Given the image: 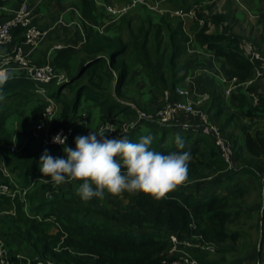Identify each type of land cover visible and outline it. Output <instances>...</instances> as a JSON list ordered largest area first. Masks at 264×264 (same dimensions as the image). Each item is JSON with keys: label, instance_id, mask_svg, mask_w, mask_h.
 I'll list each match as a JSON object with an SVG mask.
<instances>
[{"label": "trees", "instance_id": "trees-1", "mask_svg": "<svg viewBox=\"0 0 264 264\" xmlns=\"http://www.w3.org/2000/svg\"><path fill=\"white\" fill-rule=\"evenodd\" d=\"M198 1L166 0L172 9L184 12L191 11L189 8ZM80 13L85 29L82 45L78 49L63 47L49 60L55 70L66 73L68 80L56 86L53 83L47 85L48 96L53 100L60 99L62 90L72 86L71 95L62 97L60 114L53 128L72 126L81 121L78 111L84 101L104 110L101 121L138 118L139 113L148 114L146 105L142 104V95L149 92L154 97H162L165 91L185 84L189 71L184 58L189 36L183 20L140 6L116 19L117 34L111 36L100 29V17L96 15L92 0H81ZM194 14L204 22L200 28L193 20L189 28L196 45L222 60L230 78H235L238 84L252 83L255 66L243 52L239 38L228 34L226 29L219 31L223 16L208 20L198 11ZM12 35L13 38L21 36L23 41L21 29L16 28ZM190 45L194 47L192 43ZM132 74L143 84L144 91H138L137 97L133 94L136 91L129 88ZM12 77L0 86V137L7 135L5 124L9 118H26L27 122L36 123L45 107L35 93L36 86L32 81L23 75ZM204 91L209 96L204 104L205 111L232 144L235 158L241 159L242 148L249 154V159H241L243 167L226 171L224 161L208 136L182 130L178 133L184 142L181 149L176 144L177 134L171 133L170 128L141 120L146 127L144 132L136 127L120 137L139 142L141 136L151 135L150 150L162 154L189 152L187 185L178 187L161 200L143 193L124 192L113 196L105 192L106 200L115 203V207L109 208L105 198L84 201L77 194L81 181L66 179L57 185L40 171V158L46 150L53 158L67 159L66 146L42 148L30 141L25 143L22 153L10 154L7 138L0 148L3 154L7 150L8 172L19 189L26 191L32 217L26 215L24 203L18 197L0 196V224L5 223L4 218H9L10 223L6 235L18 238L34 255L50 258L55 264H173L179 257L178 253L170 251V236L179 239L200 235L205 242L235 244L246 234L229 229L241 215L240 210L232 212L230 203L236 194L243 195L245 188L240 186L219 194L205 190L203 185L216 173L221 175L223 183L231 182L239 175H249L259 180L264 195V128L251 133L243 124L239 130L243 136L239 146L230 131L231 126L236 127L238 116L249 123L264 119V96H258V103L254 105L250 96L252 88L233 90L225 96L223 85L214 81L207 82ZM171 99L177 98L173 95ZM31 104L35 106L27 110V114L25 109ZM24 133L27 134L25 130ZM75 138L68 148L75 150ZM4 182L9 183L0 178V183ZM65 184L75 189L63 190ZM36 187L39 189L35 191ZM39 192L51 193L50 199L43 201L37 195ZM11 209H14L13 214ZM6 211L8 216L1 217ZM259 219L263 222L264 209L259 211ZM263 242L261 232L259 244ZM257 255L254 264H262L260 251ZM194 256L199 264H244L240 260H209L197 252Z\"/></svg>", "mask_w": 264, "mask_h": 264}, {"label": "rangeland", "instance_id": "rangeland-1", "mask_svg": "<svg viewBox=\"0 0 264 264\" xmlns=\"http://www.w3.org/2000/svg\"><path fill=\"white\" fill-rule=\"evenodd\" d=\"M161 8L167 11L165 13H169L170 11L174 10L167 2L165 6H161ZM189 9L192 12L198 11L202 16H204V18L208 20H210V18L215 16H223L224 22L220 25L219 31H221L222 29L223 30L226 29V32H228V34L238 37L239 44L240 45L242 44L243 52L245 53V55H246V50L244 46L253 45L258 49V51L264 57V0H238V1L199 0ZM191 23L192 20L185 19L186 28H188L191 25ZM191 38H192L191 39L192 46L194 47L193 48L191 47L190 40L187 41L186 45L189 44V46H187V53L184 58L186 61L185 65L187 66L189 72L187 73V79L185 81V84L179 86L188 89V87L190 88L193 85L194 90L197 93L202 94L205 93L204 91L205 84L207 82L214 81L218 84L223 85V90L225 91L230 84L227 82H223V80L224 79L226 81L229 80L230 75L225 69L223 70L220 67L217 59H215L210 53L205 52L204 48L196 45L197 41L196 39L194 41V36H192ZM259 73L260 75L258 77H255L252 83H248L246 85H241L238 83L235 84V90L240 88L250 87L252 88V93L250 95L251 98L252 95H255V97L264 96V67H259ZM130 80H132L131 82L132 85L131 84L130 85L136 91L133 94H135V97H137L138 91L139 92L144 91L142 81L141 79L136 78V76L133 74L132 77H130ZM53 84L55 86L58 85L55 82H53ZM71 89L72 86L71 87L68 86L67 88H64L62 90V97L68 98L71 95ZM62 97L60 99L54 100L57 106V112L52 120L51 123L52 127H54V122L58 119V116L60 114L61 100L63 99ZM40 98L43 100L46 106V102L44 101V99L42 97ZM141 100H142V104L146 105L147 110H150L148 111L149 115L150 114L153 115L154 112L164 104L163 96L154 97L149 92H147V94L145 95H142ZM29 106L33 107L35 106V104L28 105L25 110H30L29 108L31 107ZM96 108L98 107L86 101L82 103L78 112L80 113V116L85 115L89 123L88 126L85 128L84 126H86L87 124L79 125L80 120L76 123L74 128L75 135L72 136L68 145L73 141L74 137L87 136L91 131L97 133L106 132L104 126L107 123H113L117 127V130H115L114 133H106L108 138H117L120 136H124L129 132L130 129L136 127H139L142 132H144L146 129V127L143 124H141L142 123L141 120L138 121L139 119L137 118V116L124 118V119L115 118L112 121H101L100 117L104 111L102 110L98 111ZM199 110L201 112H206L205 105L202 106ZM19 121H20L19 123L22 124V127L19 130H17V133L18 132L20 133L21 141L19 143L17 141H14L17 142L15 144L19 149V152L17 153L10 152L9 146H11V144L13 143L10 141V143L6 145L10 154H20V152L22 153V148L24 147L25 143L27 144V142L31 141V143L35 145L39 144L38 142L33 141L30 136L33 126L38 121L36 123H31V122H27L26 118L24 119L20 118ZM151 123L157 125L154 122ZM243 124L247 128H249V132L253 133L257 129L262 130L264 128V119L254 120L253 122L249 123L247 119L244 120L242 117L238 116L235 121L236 127L233 126L230 128V131L232 132L231 134H233V136L237 139V146H239L240 142L242 143L243 136L241 132H239V130ZM198 125L199 124L195 118H190L187 116H179L176 119L175 123L167 127L171 129V133L178 134L182 132L181 128H196ZM148 129L150 130V125L148 126ZM23 130H25L27 134L24 133L25 135H23ZM184 131L185 130H183V132ZM240 152H241L240 153L241 159L244 158L245 160H247L250 158L249 154L245 151V149L242 148ZM3 153L4 152H2L0 148V168H5L7 171H9L5 159L7 150L5 151V154ZM241 159L234 157L233 169H238L241 165L243 167L244 163L241 162ZM9 175L12 182L11 183L12 187L14 190H16V196L14 198L18 197L24 203V212L26 213V215H28V217L30 216L32 217L31 204L28 203L25 196L26 191L24 190L21 191L19 187L15 184L14 177L10 173ZM221 179H222L221 175L216 173L212 175L209 179H207L203 186L205 190H208L209 192L214 191L215 193H219V194L229 193L240 186L245 188V192L243 193V195L236 194L235 198L230 203V209L232 210V212H236L240 210L241 215H240V219H238L234 224L229 226V229L238 230L243 234L245 233L246 236L243 235L241 238H239V240L235 244L231 242H226L223 245H219V244H213L207 242L214 246V251L213 252L198 251L197 255H201V257L207 258L209 260H224L228 262L234 260H240L244 264H254L258 256L257 253L258 251H260L262 257V264H264V242L263 244L261 243L259 244L261 232H263L264 234V220L263 222H260L259 219V211H261L263 206L264 195H262V191L259 187V180H256L249 175L247 176L239 175L233 181L225 182V183H223ZM33 186L34 185H32L31 187ZM38 189L39 187L34 188L35 191ZM62 189L73 190L75 189V187H71L69 184H65L62 185ZM50 194L51 193L39 192L37 195H40V198L43 199V201H48L50 199ZM104 200L106 201L107 206L109 208H111V206L115 207V203L111 202L110 200H106V198ZM11 211H12L11 214H13L14 209H11ZM8 214L6 211L4 212V214L1 215V217L2 216L4 217L6 215L8 216ZM8 219L9 218L6 219L4 218L5 223L0 224V241L4 242L10 257H15L17 255L23 257H29V258L37 257L52 262L50 258H47L45 256L34 255L28 249L25 243L19 240L18 238L9 237L8 235H6L9 231L8 229L10 224ZM6 225L7 227H5ZM219 247L221 249H219ZM223 251L225 252L227 251V252L222 253Z\"/></svg>", "mask_w": 264, "mask_h": 264}, {"label": "built area", "instance_id": "built-area-1", "mask_svg": "<svg viewBox=\"0 0 264 264\" xmlns=\"http://www.w3.org/2000/svg\"><path fill=\"white\" fill-rule=\"evenodd\" d=\"M10 0H0V6L7 3ZM166 0H128L119 8L107 7L106 13L113 20L128 14L130 11L137 7L144 6L147 9L157 12L165 13L166 10L161 8V4ZM238 1V0H235ZM171 17L179 18L185 21V19L194 20L197 22L198 27L203 26V20L197 19L194 12H184L182 10H172L169 12ZM19 28L22 30V43L11 53L1 55L0 54V71L12 70L13 68L18 71L27 80L32 81L35 86V93L42 97L46 102V106L41 114L40 120L33 126L30 136L35 142H38L42 148H50L54 146H67L70 139L73 136L75 125L67 127L53 128L51 123L57 112V106L52 98L47 94L46 86L55 82L56 84L64 83L68 80L64 71H57L49 63H45L41 66H36L32 61V54L40 46L47 35L46 30L38 28L34 23L33 11L29 6L28 0H19L17 9L14 11L13 16L0 22V51L8 45L12 39V32ZM189 46V44H187ZM243 49L242 44L240 45ZM246 56L248 60L255 66V77L260 75L259 67H264V57L253 45H245ZM55 50H60L63 47L55 46ZM229 87L224 91L225 96H228L230 92L235 88L237 80L232 78L228 81ZM251 83V82H249ZM175 96L177 99L172 100L171 97ZM164 104L154 112V114L139 113V120H148L155 122L160 126H169L176 122L179 116H187L195 118L198 122L196 128H185L184 130H190L195 133H200L211 138L213 144L217 148L221 159L226 165V171L233 170L234 167V150L232 144L227 140L225 135L220 130V127L215 124L210 116L206 112H201L199 109L209 100L208 94H199L194 90V86L188 87V89L176 86L173 90H167L163 93ZM253 104L258 103V98L252 95ZM80 124L86 125L87 118L82 116ZM106 132L114 133L117 127L113 123H107L104 126ZM60 134L61 137H66L64 144L55 143L53 138ZM10 152L17 153L19 149L15 144L9 146ZM0 178L6 179L9 183H0V196H7L14 198L16 196V190H14L10 183L9 172L5 168H0ZM184 184L180 187L186 186ZM172 243L171 253H178L179 259L173 264H199L197 258L194 256L195 252L206 251L213 252L214 246L204 241L200 235H192L191 237L185 236L184 238H177L170 236ZM0 264H55L54 262L40 259L37 257L29 258L23 256L10 257L5 247L4 242L0 241Z\"/></svg>", "mask_w": 264, "mask_h": 264}, {"label": "clouds", "instance_id": "clouds-1", "mask_svg": "<svg viewBox=\"0 0 264 264\" xmlns=\"http://www.w3.org/2000/svg\"><path fill=\"white\" fill-rule=\"evenodd\" d=\"M13 70L0 71V86L12 77ZM108 132H93L75 138V150L65 147L67 159L41 156L40 171L57 184L66 179L81 181L77 194L84 201L103 199L105 192L119 196L124 192L143 193L156 200L186 184L191 160L189 152L162 154L150 150L153 137L141 136L139 142L126 137L108 138ZM66 137L57 134L55 143L64 144ZM178 148L184 147L176 135Z\"/></svg>", "mask_w": 264, "mask_h": 264}, {"label": "crops", "instance_id": "crops-1", "mask_svg": "<svg viewBox=\"0 0 264 264\" xmlns=\"http://www.w3.org/2000/svg\"><path fill=\"white\" fill-rule=\"evenodd\" d=\"M127 2L128 0H92L93 6L96 9V15L100 17L101 26L100 25L99 26L100 29L103 30V32L111 36L117 34L116 23L118 21L116 19L113 20L110 16H108V14L106 13V8L107 7L119 8ZM28 3L33 11L34 23L38 26V28L47 31V35L45 39L32 54L31 59L33 61V64H35L36 66H41L38 64L49 62V60L52 59L54 53L57 51L54 48L55 46H61V47L71 46L75 49H78L82 45L85 29L83 26V20L80 13L81 0H28ZM18 4H19V0H10L7 3L3 4L2 6H0V22L10 19L13 16L14 11L17 9ZM165 4L166 1L163 2L161 6H165ZM190 26L186 28V24L184 21V30L188 33L189 36L188 41L190 40L192 43L191 37L194 36V34L189 32ZM213 29L214 27H211V30ZM194 41H195V36H194ZM21 43H22L21 36L14 37L12 41L0 51V54L5 55L11 53ZM217 60L220 67L223 70L225 69L226 71H228L223 61L219 59ZM12 70H13L12 76L21 75L18 69L13 68ZM130 88H132V86H130ZM233 90H235V88ZM96 109L98 111L101 110L99 108ZM230 112L232 111L230 110ZM19 119L20 118H16L12 116L7 120L5 124L7 135L4 137H0V145H2L1 144L2 142L8 141L7 138H9L11 142H13L12 144H15L17 142L19 143L21 141V135L19 132L17 133V130H19L22 127V124L19 123L20 122ZM88 123L89 122L87 120V125L84 126V128L88 126ZM184 129L185 128H181V130Z\"/></svg>", "mask_w": 264, "mask_h": 264}, {"label": "water", "instance_id": "water-1", "mask_svg": "<svg viewBox=\"0 0 264 264\" xmlns=\"http://www.w3.org/2000/svg\"><path fill=\"white\" fill-rule=\"evenodd\" d=\"M264 182V179L262 180V183ZM264 209V198H263V206H262V209L261 211Z\"/></svg>", "mask_w": 264, "mask_h": 264}]
</instances>
